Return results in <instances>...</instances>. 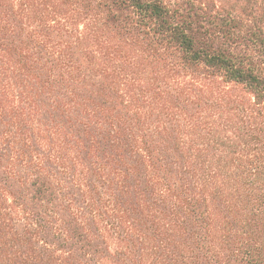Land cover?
I'll return each instance as SVG.
<instances>
[{
  "label": "trees",
  "instance_id": "16d2710c",
  "mask_svg": "<svg viewBox=\"0 0 264 264\" xmlns=\"http://www.w3.org/2000/svg\"><path fill=\"white\" fill-rule=\"evenodd\" d=\"M0 264H264V0H0Z\"/></svg>",
  "mask_w": 264,
  "mask_h": 264
}]
</instances>
